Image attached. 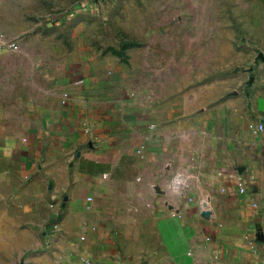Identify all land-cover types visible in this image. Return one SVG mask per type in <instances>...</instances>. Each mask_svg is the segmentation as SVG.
<instances>
[{
  "label": "crops",
  "instance_id": "0c3cea01",
  "mask_svg": "<svg viewBox=\"0 0 264 264\" xmlns=\"http://www.w3.org/2000/svg\"><path fill=\"white\" fill-rule=\"evenodd\" d=\"M75 3L0 0V264H264V95L147 80Z\"/></svg>",
  "mask_w": 264,
  "mask_h": 264
},
{
  "label": "rangeland",
  "instance_id": "374dc122",
  "mask_svg": "<svg viewBox=\"0 0 264 264\" xmlns=\"http://www.w3.org/2000/svg\"><path fill=\"white\" fill-rule=\"evenodd\" d=\"M72 8L94 44L141 62L147 80L156 69L176 84L264 95V0H77Z\"/></svg>",
  "mask_w": 264,
  "mask_h": 264
},
{
  "label": "built area",
  "instance_id": "2783aa9c",
  "mask_svg": "<svg viewBox=\"0 0 264 264\" xmlns=\"http://www.w3.org/2000/svg\"><path fill=\"white\" fill-rule=\"evenodd\" d=\"M5 46H6V42H5L3 39H0V49L3 48V47H5ZM8 47H9V48H12L13 45H9V44H8ZM258 128H259V130H262V129H263V125H259ZM140 151H141V150H139L138 153H140ZM172 185H173V188L176 189V188L179 187V182H178L177 180H174ZM239 192H240V193H244V189L240 188V189H239ZM53 229L56 230V229H57V226H56V225L53 226Z\"/></svg>",
  "mask_w": 264,
  "mask_h": 264
}]
</instances>
